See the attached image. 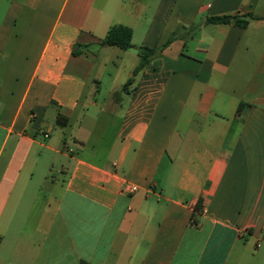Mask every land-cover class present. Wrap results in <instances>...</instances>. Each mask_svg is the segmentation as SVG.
Returning a JSON list of instances; mask_svg holds the SVG:
<instances>
[{
    "label": "crops",
    "instance_id": "0c3cea01",
    "mask_svg": "<svg viewBox=\"0 0 264 264\" xmlns=\"http://www.w3.org/2000/svg\"><path fill=\"white\" fill-rule=\"evenodd\" d=\"M5 1L0 264H264V0ZM118 24L174 37L105 103Z\"/></svg>",
    "mask_w": 264,
    "mask_h": 264
},
{
    "label": "rangeland",
    "instance_id": "374dc122",
    "mask_svg": "<svg viewBox=\"0 0 264 264\" xmlns=\"http://www.w3.org/2000/svg\"><path fill=\"white\" fill-rule=\"evenodd\" d=\"M5 5H7L5 0H0V21L5 13ZM111 48V47H110ZM112 50V49H109ZM97 52V50H95ZM139 61L137 53L132 49L128 48L125 53L119 54L107 53L106 55H100L98 57L93 75L98 77L100 80L101 90L98 93V100L101 102L108 103L109 98L111 97V88L113 86H121L127 78L129 77L130 69L136 65ZM94 83L89 82V87H93ZM56 128V127H55ZM56 130V129H55ZM54 130V134L55 131ZM50 159L44 160L41 165L40 171H36V177L43 178L46 175H50L49 165ZM58 166L52 169L54 175L59 177L57 170Z\"/></svg>",
    "mask_w": 264,
    "mask_h": 264
},
{
    "label": "trees",
    "instance_id": "16d2710c",
    "mask_svg": "<svg viewBox=\"0 0 264 264\" xmlns=\"http://www.w3.org/2000/svg\"><path fill=\"white\" fill-rule=\"evenodd\" d=\"M247 16H251V14H247ZM229 21H234L235 23L239 25L245 26L248 22V19L240 18L237 15L211 16L207 18V22H210V23H226ZM173 37L174 35L169 38V40L164 46L168 45L172 41ZM101 43L103 45L115 46L121 49L131 48L133 47L132 30L130 27L124 26L121 24L113 25L109 28L105 38L102 40ZM77 47H79V45L75 44L74 50H73L74 54L80 53L77 50ZM83 47H86V46H83ZM162 48L155 49V48H151L148 46L138 47L139 63L133 69L132 75L123 84L122 86L123 91H129V87L131 84L135 82L137 74L150 63L151 59L154 56H156L159 52H161ZM56 123L58 125L64 126L67 124V118L59 114L56 118Z\"/></svg>",
    "mask_w": 264,
    "mask_h": 264
},
{
    "label": "built area",
    "instance_id": "2783aa9c",
    "mask_svg": "<svg viewBox=\"0 0 264 264\" xmlns=\"http://www.w3.org/2000/svg\"><path fill=\"white\" fill-rule=\"evenodd\" d=\"M45 136H47V134H45ZM136 186L135 185H130L129 186V189H130V191H134V190H136Z\"/></svg>",
    "mask_w": 264,
    "mask_h": 264
}]
</instances>
